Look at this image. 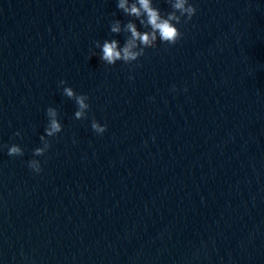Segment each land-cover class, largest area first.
Masks as SVG:
<instances>
[{
  "label": "clouds",
  "instance_id": "obj_1",
  "mask_svg": "<svg viewBox=\"0 0 264 264\" xmlns=\"http://www.w3.org/2000/svg\"><path fill=\"white\" fill-rule=\"evenodd\" d=\"M167 2L171 11L162 14L159 8L153 5V0H117V8L126 16L139 21V24L146 30H138L137 23L131 19L123 25L119 19L111 21V33L120 34L123 32L127 35L123 46L116 39H106L102 45L99 41L94 42L95 47L101 50L100 60L107 65H115L118 61L131 64L142 57L146 49H155L158 41L165 45H175L183 36L177 25L190 22L196 14L197 8L190 0H167ZM91 56H96L95 51L91 52ZM130 79H133V77H130ZM66 84L65 80H60L58 86L63 88L64 96L75 101L77 110L74 113V118L76 120L86 119L87 112L90 109L87 102L89 97L86 94H77L72 87L65 86ZM173 89H175V86H173ZM46 116L48 124L44 129V135L39 137L42 146L33 150L34 157L44 156L51 147V141L48 138L55 137L62 131L57 108L48 107ZM91 128L99 135L107 130V125H101L93 119ZM15 135L20 136L21 133L17 131ZM4 147L7 148V154L11 157L24 155L23 149L17 144L11 146L0 145V148ZM27 164L35 173H40L43 170L41 162L37 159H32Z\"/></svg>",
  "mask_w": 264,
  "mask_h": 264
}]
</instances>
